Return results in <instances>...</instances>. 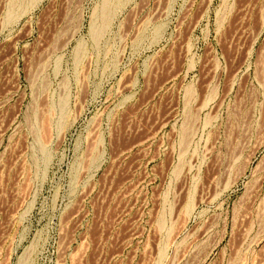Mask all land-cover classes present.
<instances>
[{
  "label": "rangeland",
  "instance_id": "1",
  "mask_svg": "<svg viewBox=\"0 0 264 264\" xmlns=\"http://www.w3.org/2000/svg\"><path fill=\"white\" fill-rule=\"evenodd\" d=\"M11 3L0 264H264V0Z\"/></svg>",
  "mask_w": 264,
  "mask_h": 264
},
{
  "label": "bare ground",
  "instance_id": "2",
  "mask_svg": "<svg viewBox=\"0 0 264 264\" xmlns=\"http://www.w3.org/2000/svg\"><path fill=\"white\" fill-rule=\"evenodd\" d=\"M12 1V3L10 4V6H9V8H8V12H7V21H12L13 19H15L19 14H23L24 12H26V11H28L30 8H33V6L34 5H36L37 4V2L39 1V0H26L25 2H16L15 0H11ZM104 1H106V0H104ZM19 3V4H18ZM103 3V2H102ZM107 3V2H106ZM105 3V4H106ZM110 5H111V3H110ZM15 7H18L17 8V10L18 11H16L15 12ZM101 7H103V6H101ZM105 7V6H104ZM106 7H107V5H106ZM109 7H111V6H109ZM108 7V8H109ZM105 9H107V8H105ZM104 9V10H105ZM99 12H100V10H99ZM102 12H103V10H102ZM101 12V13H102ZM108 12H106V14H107ZM105 13H102V15H104ZM101 15V14H100ZM104 17H106V15L104 16ZM103 16H102V25L104 24V22H105V25H106V21H105V18H104ZM101 20V19H100ZM107 20V19H106ZM99 30H101V29H99ZM98 30V31H99ZM94 33H93V35H92V37L94 36H97L98 35V33L96 32V30L95 31H93ZM100 32V31H99ZM101 34V33H100ZM64 117V116H63ZM48 119H46L45 121H47ZM48 122V121H47ZM183 131H185V130H183ZM185 137V136H184Z\"/></svg>",
  "mask_w": 264,
  "mask_h": 264
}]
</instances>
